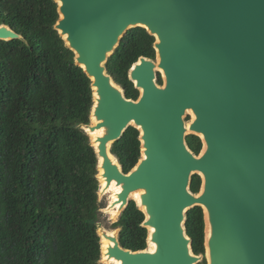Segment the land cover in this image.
Segmentation results:
<instances>
[{"label": "water", "instance_id": "water-1", "mask_svg": "<svg viewBox=\"0 0 264 264\" xmlns=\"http://www.w3.org/2000/svg\"><path fill=\"white\" fill-rule=\"evenodd\" d=\"M55 1V28L92 80L91 123L83 129L98 156L99 198L112 184L121 187L105 210L120 204L117 222L134 200L145 213L147 243L156 245L126 249L120 228L112 233L100 223L101 244L102 236L111 241L107 261L198 264L204 255L193 252L185 222L201 206L208 264H264V0ZM135 27L156 38L158 61L142 56L133 64L129 78L140 93L133 100L107 62ZM21 38L0 25V40ZM189 109L190 132L203 140L199 155L187 143ZM129 126L140 131L141 157L125 173L111 148ZM194 174L202 176L198 193L190 188ZM140 190L141 204L132 198Z\"/></svg>", "mask_w": 264, "mask_h": 264}, {"label": "trees", "instance_id": "trees-1", "mask_svg": "<svg viewBox=\"0 0 264 264\" xmlns=\"http://www.w3.org/2000/svg\"><path fill=\"white\" fill-rule=\"evenodd\" d=\"M55 0H0V25L23 36L0 40V264H103L98 156L83 125L91 123L92 80L55 28ZM156 38L143 27L126 33L107 62L127 98L139 90L129 71L140 57L156 58ZM158 83L162 84L161 76ZM140 131L129 126L111 151L125 173L141 157ZM199 154L202 140L187 136ZM202 178L194 174L191 191ZM145 213L131 200L112 228L121 246L148 247ZM186 233L198 264H207L201 206L187 212Z\"/></svg>", "mask_w": 264, "mask_h": 264}, {"label": "bare ground", "instance_id": "bare-ground-1", "mask_svg": "<svg viewBox=\"0 0 264 264\" xmlns=\"http://www.w3.org/2000/svg\"><path fill=\"white\" fill-rule=\"evenodd\" d=\"M157 70L162 72L161 68L157 67ZM188 112H191V109L188 110ZM190 122H187V129L188 131H190L189 127H190ZM101 131H97V132H93L91 133L92 135V139L96 140V138L100 135ZM96 145H98V143H96ZM114 161H117L116 157H113ZM102 172V171H101ZM106 182L104 179H101V186H105ZM121 190V187H117L115 184H112L111 188H109L108 190H106V193L110 195V205L115 202L117 200V193H119ZM141 193L142 190L140 191H136L132 194V198L135 199L139 204H141ZM107 213L110 217L111 220H117L118 216H119V209H120V204L116 205L115 208H107ZM143 209H145V207H143ZM112 231V233H115V229H110ZM150 231H153V228L150 229ZM207 233L209 234V229L207 231ZM111 245V241L109 239H107L106 237L102 236V249H103V259L109 263V264H121L120 261L117 260H110L107 261V256L105 255V253L107 252L108 247ZM156 245L153 242H149V250L154 251L155 250Z\"/></svg>", "mask_w": 264, "mask_h": 264}, {"label": "rangeland", "instance_id": "rangeland-1", "mask_svg": "<svg viewBox=\"0 0 264 264\" xmlns=\"http://www.w3.org/2000/svg\"><path fill=\"white\" fill-rule=\"evenodd\" d=\"M155 60L158 61L157 54H156V59H155ZM159 75L161 76V78H162V80H163V84H164V75L162 74V72H160ZM159 75H158V77H159ZM185 119H186V122H190L191 119H192V115H191L190 113H187ZM188 133L191 134L192 131H191V132L189 131ZM201 138H202V137H201ZM201 177H202V176H201ZM100 201H101V203H102L103 206H104V205H105V206H108L109 203H110V195H109V194L100 195ZM105 206L102 208V211H103V221L101 222V224H102L103 227H105V228L112 229V224H113L114 220H111V219H110V217H109L107 211L105 210V209H106ZM115 221H116V220H115ZM148 246H149V245H148ZM207 264H208V258H207Z\"/></svg>", "mask_w": 264, "mask_h": 264}, {"label": "flooded vegetation", "instance_id": "flooded-vegetation-1", "mask_svg": "<svg viewBox=\"0 0 264 264\" xmlns=\"http://www.w3.org/2000/svg\"><path fill=\"white\" fill-rule=\"evenodd\" d=\"M187 113H190L191 115H192V119H191V121H193L194 119H195V114L193 113V111L191 110V112H187ZM193 135H197V134H193ZM197 136H199L200 138H201V136L200 135H197ZM201 140H202V138H201ZM202 144H203V140H202ZM202 148H203V145H202ZM204 149H205V146H204ZM202 150V149H201ZM201 152V151H200ZM197 155V154H196ZM199 155V154H198Z\"/></svg>", "mask_w": 264, "mask_h": 264}]
</instances>
